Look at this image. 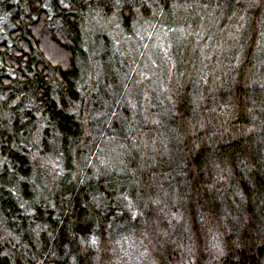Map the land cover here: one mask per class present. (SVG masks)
I'll return each instance as SVG.
<instances>
[{
  "label": "trees",
  "instance_id": "1",
  "mask_svg": "<svg viewBox=\"0 0 264 264\" xmlns=\"http://www.w3.org/2000/svg\"><path fill=\"white\" fill-rule=\"evenodd\" d=\"M107 15L149 33L119 71L146 50L171 77L180 28L179 82L85 86ZM113 220L156 233L148 264H264V28L238 0H0V264H118Z\"/></svg>",
  "mask_w": 264,
  "mask_h": 264
},
{
  "label": "rangeland",
  "instance_id": "2",
  "mask_svg": "<svg viewBox=\"0 0 264 264\" xmlns=\"http://www.w3.org/2000/svg\"><path fill=\"white\" fill-rule=\"evenodd\" d=\"M89 26L92 34V40L93 38L98 36L99 46H102L104 44L103 38L111 43V47L109 49H111L112 56L107 57L105 61L96 63L92 73L86 67L93 68V66L86 56L83 58V63H85V66L80 65V74L84 79L85 86L90 83L96 82L97 90L99 92H120L127 94L129 92H135V88L138 84L146 82L149 84L152 83V85L154 86V88H152L150 92L158 93L164 92L165 82L168 83L172 79H175L176 82H179L180 74H182L184 71V68L182 66V57L181 55L176 54L178 49L182 46V30L180 28L171 30L170 33L168 32L169 34H173V36H175L173 38L176 39V42L175 40L172 41L173 44L171 47L175 52L174 62L176 63L175 67L177 66L173 72V75L171 77H168L165 61L162 58L161 60L155 61L154 55L153 57H150L149 54L146 53V50H143L142 53H138V51H135L136 57L138 54L139 56L137 58L136 65L131 70H128L127 67H124L125 71L123 69L119 71L116 68V64L121 63V57H128V54L130 52L127 48L120 49L119 51L115 48H118L121 44H123L124 46L129 45V41L127 39L131 38L130 34H132L133 37L131 39H133L136 44H142V39H144L146 42L149 38V33L146 32L147 29L138 31L134 28V25L132 27H124L123 29L119 24H117L115 18L110 15H107L105 18L101 16L94 17L93 20L90 21ZM161 32L162 29H160V31L156 29L152 38H158L159 36H161ZM86 41L89 42L88 40ZM93 43L96 44V42ZM87 89L93 88L90 87ZM102 104L105 103L102 102ZM103 107L107 108V105L105 104ZM120 150L121 149L118 148V151ZM113 154L115 156L119 155L114 150L108 148L107 146H104L102 150H98L96 154V156L98 157V161H96L94 165L105 167L107 165L105 163L111 162V159L109 157Z\"/></svg>",
  "mask_w": 264,
  "mask_h": 264
},
{
  "label": "clouds",
  "instance_id": "3",
  "mask_svg": "<svg viewBox=\"0 0 264 264\" xmlns=\"http://www.w3.org/2000/svg\"><path fill=\"white\" fill-rule=\"evenodd\" d=\"M238 6L241 11L245 13L247 21L250 23L252 20H257L262 28H264V0H238ZM251 13H256V16H252ZM231 113L218 111L214 119L222 120L223 127L230 122ZM125 225L131 226L130 221H126L125 224L116 223L115 220L108 225L112 230L110 232L109 243L113 246V251L118 255V264H148V256L150 255V249L152 248V240L155 239L156 233L139 232L129 230L127 236L122 232H116V229H124ZM113 233L119 236L118 240H113ZM199 239V236H197ZM119 245V247H117ZM195 251L194 248L190 249Z\"/></svg>",
  "mask_w": 264,
  "mask_h": 264
}]
</instances>
